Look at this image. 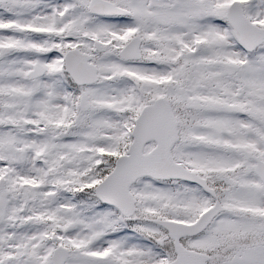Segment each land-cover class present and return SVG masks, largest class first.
Segmentation results:
<instances>
[{
    "label": "snow or ice",
    "instance_id": "1",
    "mask_svg": "<svg viewBox=\"0 0 264 264\" xmlns=\"http://www.w3.org/2000/svg\"><path fill=\"white\" fill-rule=\"evenodd\" d=\"M0 264H264V0H0Z\"/></svg>",
    "mask_w": 264,
    "mask_h": 264
}]
</instances>
